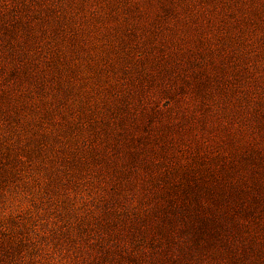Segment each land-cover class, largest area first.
Wrapping results in <instances>:
<instances>
[{"label":"rangeland","instance_id":"rangeland-1","mask_svg":"<svg viewBox=\"0 0 264 264\" xmlns=\"http://www.w3.org/2000/svg\"><path fill=\"white\" fill-rule=\"evenodd\" d=\"M0 264H264V0H0Z\"/></svg>","mask_w":264,"mask_h":264}]
</instances>
